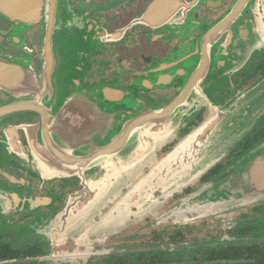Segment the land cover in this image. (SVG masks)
Returning a JSON list of instances; mask_svg holds the SVG:
<instances>
[{
  "label": "flooded vegetation",
  "instance_id": "obj_1",
  "mask_svg": "<svg viewBox=\"0 0 264 264\" xmlns=\"http://www.w3.org/2000/svg\"><path fill=\"white\" fill-rule=\"evenodd\" d=\"M154 1L66 0L57 5L49 123L74 80L132 88L157 108L176 97L174 86L156 87L144 79L179 46L201 35L233 0H185L193 3L187 35L152 33L140 19ZM44 35L43 24L26 27L0 15V53L28 59L37 76L43 67ZM139 79L143 85H137ZM263 79L264 49L229 85L215 90L209 105L225 106ZM11 101L14 97L0 91V103ZM209 105L189 116L157 151L158 158L206 118L213 108ZM40 118L33 110L7 115L0 118V133ZM12 134L29 152L24 129L17 127ZM263 157L264 113L189 184L173 192L141 189L137 198L126 200L136 179L129 178L105 195L86 220L70 222L61 217L69 199L84 189L83 180L38 173L0 151V264H264ZM150 166H142L138 180ZM250 166H255L252 173H243Z\"/></svg>",
  "mask_w": 264,
  "mask_h": 264
},
{
  "label": "water",
  "instance_id": "obj_2",
  "mask_svg": "<svg viewBox=\"0 0 264 264\" xmlns=\"http://www.w3.org/2000/svg\"><path fill=\"white\" fill-rule=\"evenodd\" d=\"M60 1L0 0V15L26 27L45 26L39 76L28 59L0 53V91L14 97V101L0 103V118L22 110L41 116L37 123L1 132L0 151L38 173L77 175L83 180L84 189L69 199L63 221L86 220L105 195L129 178L136 179L126 200L151 188L180 189L214 165L264 113V79L225 106L209 105L215 90L229 85L264 49V0H233L201 35L179 46L144 79L156 87H175L177 95L166 106L147 103L132 88L74 80L73 89L60 100L49 123L56 65L52 34L57 5L66 3ZM192 6L185 0H155L140 20L151 26L153 34L187 35L193 24L189 19ZM143 81L139 79L137 85ZM204 104L213 107L212 111L158 158L157 151ZM17 127L26 133L29 152L12 134ZM148 163L149 171L138 180L142 166ZM253 169L250 166L243 173Z\"/></svg>",
  "mask_w": 264,
  "mask_h": 264
}]
</instances>
